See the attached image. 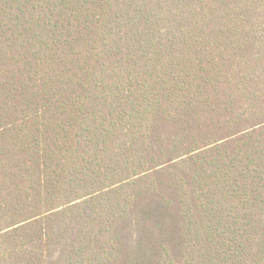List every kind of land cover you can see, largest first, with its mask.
Listing matches in <instances>:
<instances>
[{
	"label": "trees",
	"instance_id": "trees-1",
	"mask_svg": "<svg viewBox=\"0 0 264 264\" xmlns=\"http://www.w3.org/2000/svg\"><path fill=\"white\" fill-rule=\"evenodd\" d=\"M0 264H264V0H0Z\"/></svg>",
	"mask_w": 264,
	"mask_h": 264
}]
</instances>
